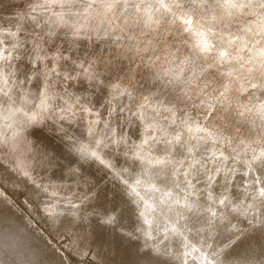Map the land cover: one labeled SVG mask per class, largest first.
<instances>
[{
  "label": "clouds",
  "instance_id": "clouds-1",
  "mask_svg": "<svg viewBox=\"0 0 264 264\" xmlns=\"http://www.w3.org/2000/svg\"><path fill=\"white\" fill-rule=\"evenodd\" d=\"M150 3L160 14L156 22L163 20L164 27L156 31L141 26L138 32L129 33L116 24L124 15L120 9L142 13L143 0L136 5L122 0H45L43 7L49 14L45 24L53 30L44 32L41 43L31 46L24 56L20 54L24 44L22 51L12 44L0 52V59L9 66L18 58L25 63L52 61L42 67L32 63L36 78L42 73L43 80L40 92L29 96L30 103L17 91L16 100L10 105L5 100L7 106L0 110V209L12 216L0 226V264H44L34 250L36 235L45 236V244L62 258L69 251L63 247V238L57 240L28 207L35 189L48 191L47 185L36 182V170L55 163L53 154L36 141L35 132L55 137L76 159L77 165L67 175L75 184L92 188L91 195L100 185L95 184L96 177L84 174L88 168L102 177V184L119 187L137 209L141 225L138 204L128 191L129 185L146 179L147 169H159L153 173L155 179L168 186L161 191L148 181L141 189L165 215L174 208L186 217L197 210L202 194L210 205L205 209L210 227L214 220L227 218L223 211L218 216V209L250 224V218L264 208V0H185L187 9L177 0ZM53 8L61 11L52 12ZM179 10H191L196 18L181 21L171 15ZM57 20L62 24L57 25ZM56 27L69 42V50L60 48L58 56H49L52 49L46 50L44 44L54 41ZM201 37L209 41L205 51L196 43ZM82 43L85 50L73 57L72 51ZM170 47L187 56V61L173 60ZM57 59L73 65V71H58ZM50 78L59 81L54 91ZM214 81L219 85L214 86ZM2 95L9 93L5 90ZM165 95L173 97L172 103L157 99ZM208 143L212 150L197 156V146ZM158 146L166 151L157 154ZM177 146L184 151L181 159L173 157ZM116 155L137 171L141 166L145 171L138 178L121 171L127 182L122 183L113 171L118 169L112 162ZM237 174L243 177L237 187L251 189L245 200L234 201L225 194L233 193ZM218 179L225 186L220 194L213 191ZM201 183L204 187H198ZM88 199L84 196L74 203L69 196L68 216L76 218V210ZM37 211L47 216L43 209ZM162 226L165 240L176 236L175 227ZM138 231L144 240L139 255L148 264L176 260L179 264H216L207 250L191 249L184 240L183 248L191 249L195 260L182 259V253L173 256L171 249L163 247L165 243L157 250L160 241L149 240L145 227ZM152 233L161 235L157 226Z\"/></svg>",
  "mask_w": 264,
  "mask_h": 264
},
{
  "label": "rangeland",
  "instance_id": "rangeland-1",
  "mask_svg": "<svg viewBox=\"0 0 264 264\" xmlns=\"http://www.w3.org/2000/svg\"><path fill=\"white\" fill-rule=\"evenodd\" d=\"M124 2L129 5H136L141 4L142 0H122V3ZM177 2L183 3L185 9L188 8L185 0H177ZM44 4L45 0H0V52L6 48L11 49L12 44H16L18 50L22 51L24 44V50L20 52L24 56L31 46L41 43L40 37L44 32L50 33L53 30L45 24V21L49 20V14L43 7ZM143 5L142 13H137L134 8L128 10L121 8L120 11L124 12V15L116 21V24L126 28L129 33L138 32L141 26H147L156 31L162 29L164 27L163 20L156 22L160 14L154 12L150 0H143ZM51 11L59 12L61 10L53 8ZM171 15L179 16L181 21V17L196 18L191 10H179ZM56 24L60 25L62 21L57 20ZM55 31L57 36L54 41L44 44L46 50L52 49L51 52H48L49 56H58L60 48L62 52L69 50V42L63 38L61 28L56 27ZM115 34L123 35V33ZM202 40L201 37L196 43L201 51H205L207 48L202 44ZM97 47L99 46L97 45ZM33 50L38 51L39 49L34 48ZM84 50L82 43L80 48L73 50L71 54L73 57H77ZM169 52L172 54L173 60L180 58L187 61L188 59L176 48L170 47ZM32 63H36L37 67H42L43 64H52V61L42 60L37 63L33 60ZM32 63H25L24 59L18 58L9 66L8 62L0 59V110L7 106L4 103L5 100L8 101L9 105L16 100L17 91L29 103L31 102L29 96H35L40 92L43 74L41 73L40 77L36 78ZM55 67L65 74L74 69L70 63L58 59ZM29 77L32 78L29 79ZM213 83L214 86L219 85V81ZM50 86L54 91L59 86V81L50 78ZM5 90L9 93L8 97L2 95ZM157 99L163 100L166 104L173 101L171 95L158 96ZM96 100L98 103L99 97ZM191 115L195 119L197 110L194 109ZM34 136L44 149L53 154L55 163L53 166L42 165L36 170V182L41 186L47 185L48 191L35 189L31 194V203H28V207L34 219L49 230L57 240L63 238V247L69 250L62 258L45 244V236L36 235L33 240L34 250L37 251L38 257L44 261V264H148L147 259L139 255V249L144 240L138 228L142 227L146 228L145 235L149 240L160 241L156 245L157 250L165 243L163 247L171 249L172 255L175 257H179L182 253V259L195 260L196 255L191 249L198 251L200 248L202 252L207 250L206 255L215 260L216 264H264V208H261L258 213L250 218L252 221L250 224L246 220L242 221L234 217L226 209H218L217 215L219 216L223 211L227 218L214 220L210 227L208 224L209 217L205 211L210 205L202 194L197 201L199 205L197 210L187 214L186 217H182L174 208L167 210V215H165V210L158 207L154 198H148L141 189L147 185L148 181L155 183L161 191H166L168 186L160 184L155 179L153 173L159 172V169H147L146 179L142 180L139 185L135 183L129 185L128 191V195L134 198L133 202L138 204L141 225L137 218V209L124 198L119 187L111 183L102 184V177H98L94 169L88 168L84 170V174L89 178L96 177L95 184L100 185L96 188L95 195H91L92 188L77 185L74 180L68 177V170L76 166L77 161L62 147V144L56 142L55 137L45 135L42 132H35ZM210 136L213 140L215 139L214 134L210 133ZM197 147V156L206 155L208 149L209 151L212 150L210 143ZM156 151L157 154H163L166 149L158 146ZM183 155L184 151L177 146L173 152V157L181 159ZM112 162L119 169H113L114 174L122 183L127 182L121 176V171L131 178H138L141 172L145 171L143 166L137 171L120 155L114 156ZM106 164L108 167H112L111 162H106ZM256 176L258 177L259 173ZM242 180L243 177L237 174L234 179L233 193H225L230 198L232 196L234 201L245 200L246 195L251 192L250 188L237 187ZM198 187H204L203 183ZM224 187L218 179L213 191L220 194L224 191ZM69 196L74 203H78L84 196H89L85 204L76 210V218L68 216L70 209L67 207V198ZM188 207L196 208L197 205L188 204ZM38 208L43 209L47 216L41 217L37 211ZM11 219L12 216L7 209H0V226ZM15 219L20 220L19 217ZM53 222H59V226H55ZM165 224L176 228L175 237L165 240L163 234L166 229L162 226ZM153 226L159 227L160 236L153 235ZM185 232H187V236L184 234ZM181 240L191 245V249H184ZM54 247L59 248L60 245H54ZM201 255L203 254L201 253ZM172 264H179V261H173Z\"/></svg>",
  "mask_w": 264,
  "mask_h": 264
},
{
  "label": "bare ground",
  "instance_id": "bare-ground-1",
  "mask_svg": "<svg viewBox=\"0 0 264 264\" xmlns=\"http://www.w3.org/2000/svg\"><path fill=\"white\" fill-rule=\"evenodd\" d=\"M181 19H182V21H183L184 19H188V18H183V17H181ZM190 19H194V18L191 17ZM190 26H191V25H190ZM190 26H189V27H190ZM202 39H203V40H202V44L205 45V46H204L205 48H208L209 41H208L206 38H203V37H202ZM202 44H201V45H202ZM148 222H149V221H148ZM210 253H212V252H210ZM210 253H209V254H210Z\"/></svg>",
  "mask_w": 264,
  "mask_h": 264
}]
</instances>
